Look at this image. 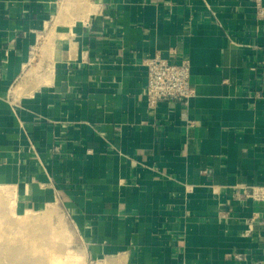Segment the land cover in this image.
Wrapping results in <instances>:
<instances>
[{
	"label": "crops",
	"instance_id": "crops-1",
	"mask_svg": "<svg viewBox=\"0 0 264 264\" xmlns=\"http://www.w3.org/2000/svg\"><path fill=\"white\" fill-rule=\"evenodd\" d=\"M154 57L190 61L187 102L148 107ZM0 184L68 264H264L255 0H0Z\"/></svg>",
	"mask_w": 264,
	"mask_h": 264
},
{
	"label": "rangeland",
	"instance_id": "rangeland-1",
	"mask_svg": "<svg viewBox=\"0 0 264 264\" xmlns=\"http://www.w3.org/2000/svg\"><path fill=\"white\" fill-rule=\"evenodd\" d=\"M50 45L49 36L43 50ZM0 191V264H68V231L58 212L25 210L12 188L0 184Z\"/></svg>",
	"mask_w": 264,
	"mask_h": 264
},
{
	"label": "built area",
	"instance_id": "built-area-1",
	"mask_svg": "<svg viewBox=\"0 0 264 264\" xmlns=\"http://www.w3.org/2000/svg\"><path fill=\"white\" fill-rule=\"evenodd\" d=\"M264 0H255L260 17L264 16ZM148 77L146 98L150 109H155L161 102H187L195 93L191 83V63L184 59L173 62L161 57L147 61ZM253 197L264 201V185L255 187Z\"/></svg>",
	"mask_w": 264,
	"mask_h": 264
},
{
	"label": "bare ground",
	"instance_id": "bare-ground-1",
	"mask_svg": "<svg viewBox=\"0 0 264 264\" xmlns=\"http://www.w3.org/2000/svg\"><path fill=\"white\" fill-rule=\"evenodd\" d=\"M2 197V193H1V191H0V198Z\"/></svg>",
	"mask_w": 264,
	"mask_h": 264
}]
</instances>
